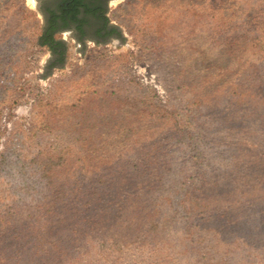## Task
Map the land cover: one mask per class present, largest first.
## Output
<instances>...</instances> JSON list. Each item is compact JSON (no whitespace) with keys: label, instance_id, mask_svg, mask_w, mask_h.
I'll use <instances>...</instances> for the list:
<instances>
[{"label":"rangeland","instance_id":"rangeland-1","mask_svg":"<svg viewBox=\"0 0 264 264\" xmlns=\"http://www.w3.org/2000/svg\"><path fill=\"white\" fill-rule=\"evenodd\" d=\"M0 0V264H264V0H114L61 67Z\"/></svg>","mask_w":264,"mask_h":264},{"label":"flooded vegetation","instance_id":"flooded-vegetation-1","mask_svg":"<svg viewBox=\"0 0 264 264\" xmlns=\"http://www.w3.org/2000/svg\"><path fill=\"white\" fill-rule=\"evenodd\" d=\"M42 13L41 36H53L54 43L46 44L51 59L67 55L69 38L79 45L92 40L104 43L119 38V29L108 18V6L114 0H35ZM57 61L46 68L61 67Z\"/></svg>","mask_w":264,"mask_h":264},{"label":"trees","instance_id":"trees-1","mask_svg":"<svg viewBox=\"0 0 264 264\" xmlns=\"http://www.w3.org/2000/svg\"><path fill=\"white\" fill-rule=\"evenodd\" d=\"M38 43L41 46H44L46 44H53L54 43L53 36H40V38H38ZM65 57L66 56L62 55L58 59L55 58L54 60L51 59V57H50L49 61H51L52 65H53L54 63H57V61L64 62L65 61Z\"/></svg>","mask_w":264,"mask_h":264},{"label":"bare ground","instance_id":"bare-ground-1","mask_svg":"<svg viewBox=\"0 0 264 264\" xmlns=\"http://www.w3.org/2000/svg\"><path fill=\"white\" fill-rule=\"evenodd\" d=\"M29 1L33 3V0H29Z\"/></svg>","mask_w":264,"mask_h":264}]
</instances>
